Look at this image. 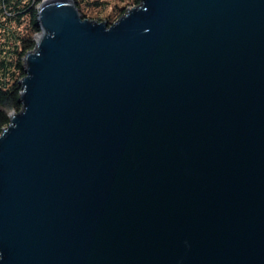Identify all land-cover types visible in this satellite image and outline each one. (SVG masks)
<instances>
[{
    "label": "water",
    "instance_id": "water-1",
    "mask_svg": "<svg viewBox=\"0 0 264 264\" xmlns=\"http://www.w3.org/2000/svg\"><path fill=\"white\" fill-rule=\"evenodd\" d=\"M0 134V264H264V0H45Z\"/></svg>",
    "mask_w": 264,
    "mask_h": 264
},
{
    "label": "trees",
    "instance_id": "trees-1",
    "mask_svg": "<svg viewBox=\"0 0 264 264\" xmlns=\"http://www.w3.org/2000/svg\"><path fill=\"white\" fill-rule=\"evenodd\" d=\"M45 0H0V134L10 114L22 109L20 81L25 77L24 59L35 48L41 32L38 8ZM84 18L108 24L120 18L140 0H74Z\"/></svg>",
    "mask_w": 264,
    "mask_h": 264
},
{
    "label": "rangeland",
    "instance_id": "rangeland-1",
    "mask_svg": "<svg viewBox=\"0 0 264 264\" xmlns=\"http://www.w3.org/2000/svg\"><path fill=\"white\" fill-rule=\"evenodd\" d=\"M129 8H130V7H129ZM129 8H127V9H129ZM113 22H114V21H113ZM113 22H112V23H113ZM110 25H111V24H110ZM34 39H35V37H34Z\"/></svg>",
    "mask_w": 264,
    "mask_h": 264
}]
</instances>
